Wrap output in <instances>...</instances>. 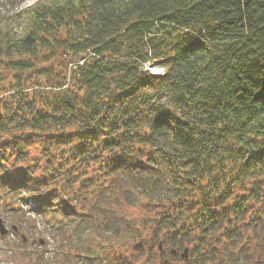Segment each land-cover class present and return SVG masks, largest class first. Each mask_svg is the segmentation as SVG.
Returning <instances> with one entry per match:
<instances>
[{"label": "trees", "instance_id": "trees-1", "mask_svg": "<svg viewBox=\"0 0 264 264\" xmlns=\"http://www.w3.org/2000/svg\"><path fill=\"white\" fill-rule=\"evenodd\" d=\"M0 71V207L64 264H264V0H39L0 11Z\"/></svg>", "mask_w": 264, "mask_h": 264}, {"label": "rangeland", "instance_id": "rangeland-1", "mask_svg": "<svg viewBox=\"0 0 264 264\" xmlns=\"http://www.w3.org/2000/svg\"><path fill=\"white\" fill-rule=\"evenodd\" d=\"M37 1L39 0H0V11L1 13L5 14H14L15 12H19L22 9L33 6ZM163 67H168L169 62L168 61H162ZM161 66V65H160ZM1 72V71H0ZM134 209H128L133 215H136V219H139V217L142 215L137 210L131 211ZM41 213H35V214H28L23 215V218H19V216H7L4 214L0 207V217L4 220V223L6 227L9 229L8 233L5 235L0 234V264H24L20 260V256L23 254L22 247L20 245L19 247V239L21 238V235H24L26 237V243L28 250H34L37 251V247L35 249V245L37 243V239H40V243L44 245V257L45 260L43 264H64V259H62V246H61V239L62 235L59 232H56L55 234L53 231H48V229L45 227V223H47V218L44 216L42 218ZM19 219V220H18ZM16 223L21 224L22 223V229L21 232L17 233L16 236L14 233H12V224L16 225ZM17 226V225H16ZM138 242H142L141 239H138L132 244H130L128 247L124 248V252L127 253L128 257L136 256V259L140 258V261L144 260V257L148 253L149 245H144L142 243V247L136 249L134 247L135 244ZM256 244V243H255ZM157 246V245H156ZM187 246V245H186ZM153 250L155 252H158L157 248L153 247ZM176 247H169L168 249L165 248L164 251H162L161 254L156 253V263L159 261H165L166 264H189L187 261H185L181 254L184 249H178L177 255H172L171 250L175 249ZM21 249V250H20ZM257 252L259 254L258 256H263L264 251L260 248V246H255L254 243L252 244V252ZM152 254V253H151ZM153 255V254H152ZM138 262V260L136 261ZM139 264V263H136ZM259 264H263L260 262Z\"/></svg>", "mask_w": 264, "mask_h": 264}, {"label": "water", "instance_id": "water-1", "mask_svg": "<svg viewBox=\"0 0 264 264\" xmlns=\"http://www.w3.org/2000/svg\"><path fill=\"white\" fill-rule=\"evenodd\" d=\"M14 229H17L15 226H14ZM8 233V228L6 227V225H5V223H4V220L0 217V234L1 235H5V234H7ZM25 240H26V238H24ZM134 247L136 248V249H138V248H141L142 247V242H138L137 244H135L134 245ZM161 247H162V245H161V243L159 244V249H161ZM176 249H172L171 250V253L173 254V255H175L176 254ZM188 252H189V248L188 247H186L185 249H184V251L182 252V254H181V257L184 259V260H187V258H188ZM238 264H243V263H238Z\"/></svg>", "mask_w": 264, "mask_h": 264}, {"label": "built area", "instance_id": "built-area-1", "mask_svg": "<svg viewBox=\"0 0 264 264\" xmlns=\"http://www.w3.org/2000/svg\"><path fill=\"white\" fill-rule=\"evenodd\" d=\"M146 69H149L152 73L157 75H162L165 72V69L162 66H146Z\"/></svg>", "mask_w": 264, "mask_h": 264}]
</instances>
